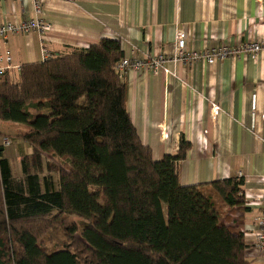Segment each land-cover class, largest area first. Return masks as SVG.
I'll return each mask as SVG.
<instances>
[{"label": "trees", "instance_id": "1", "mask_svg": "<svg viewBox=\"0 0 264 264\" xmlns=\"http://www.w3.org/2000/svg\"><path fill=\"white\" fill-rule=\"evenodd\" d=\"M123 56L103 38L0 76V121L29 126L19 138L32 147L19 177L0 144V264H248L241 224L216 202L248 211L244 177L182 185L183 137L154 159L126 107ZM66 215L88 222L49 252L41 227Z\"/></svg>", "mask_w": 264, "mask_h": 264}, {"label": "crops", "instance_id": "2", "mask_svg": "<svg viewBox=\"0 0 264 264\" xmlns=\"http://www.w3.org/2000/svg\"><path fill=\"white\" fill-rule=\"evenodd\" d=\"M42 5L49 31L12 34L6 45L0 41V51L7 49L16 64L43 62L48 55L88 48L103 38L119 39L123 58L173 55L178 30L186 34V48L197 51L264 40V0H42ZM32 17L33 0L0 2V23ZM168 70L120 75L132 122L154 159L177 153L182 137L190 143L178 163L182 185L242 174L248 211L226 206L224 220L241 224L250 244L248 264H264V253L252 242L264 176V51L257 59L242 54L213 64L172 62ZM19 127L29 126L0 121V133L11 135L5 154L12 167L17 160L13 170L20 177L21 161L32 147L13 134Z\"/></svg>", "mask_w": 264, "mask_h": 264}, {"label": "built area", "instance_id": "3", "mask_svg": "<svg viewBox=\"0 0 264 264\" xmlns=\"http://www.w3.org/2000/svg\"><path fill=\"white\" fill-rule=\"evenodd\" d=\"M2 0H0L1 2ZM34 17L25 20H5L0 23V41L4 45L7 44L12 34H27L38 32L41 35L50 30L51 25L42 16V0H33ZM175 53L173 55H165L163 53L155 54L151 57H124L115 66L116 71L121 75L127 70L135 71H151L155 74L161 69L169 72L168 64L172 62H181L189 65L196 62H206L213 64L219 60L229 57H238L242 54H248L257 59L262 51H264V40H253L238 43L235 45H225L217 48H206L200 51L190 50L186 48V34L183 30H178L176 34ZM50 56L48 55L46 59ZM22 65L14 62L13 56L6 49L0 51V76L6 72H18ZM257 107V94L252 96V109L255 112ZM217 106L212 107V115L216 116ZM9 144L8 138L4 139ZM239 176H242L240 173ZM263 190L257 197L259 215L256 217V230L253 235V244L264 253V176L262 178Z\"/></svg>", "mask_w": 264, "mask_h": 264}, {"label": "rangeland", "instance_id": "4", "mask_svg": "<svg viewBox=\"0 0 264 264\" xmlns=\"http://www.w3.org/2000/svg\"><path fill=\"white\" fill-rule=\"evenodd\" d=\"M23 127H19V129H17L13 134L16 135V136H20L22 135L21 133L26 132L28 131L30 127H24L25 129H21ZM11 135L10 136H7L6 138H8L9 140V143H11ZM5 139V138H4ZM2 139V140H4ZM16 139V138H13V140ZM10 146V145H9ZM11 157H13L12 159H15L16 158L14 157V155L12 153H10ZM50 160L52 162H58L56 159L52 158V157H49ZM16 164V166H15ZM13 165H14V170L15 168L18 167V162L17 160L16 161H13ZM216 202L218 204V206L221 208V210L223 211V208L226 207V205L224 204L223 200L217 196L216 197ZM65 222H64V226L65 228L63 227V225H60V223H52V224H49V227L48 226H42L40 230L41 233L39 234V242L42 244V246L49 252L55 250V249H58V248H61L63 247L65 244L67 243H70L72 238L70 237V231L66 229V226L67 225H71V224H76L77 225V228H78V233L77 234H80L83 230V227L87 224V220H85L84 218H81L77 215H66L65 218H64ZM39 229H38V232H40Z\"/></svg>", "mask_w": 264, "mask_h": 264}]
</instances>
